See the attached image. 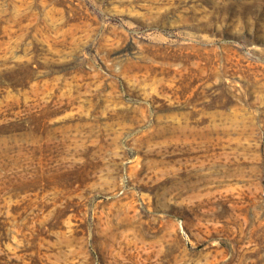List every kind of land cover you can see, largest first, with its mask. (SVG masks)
I'll list each match as a JSON object with an SVG mask.
<instances>
[{
  "label": "rangeland",
  "instance_id": "374dc122",
  "mask_svg": "<svg viewBox=\"0 0 264 264\" xmlns=\"http://www.w3.org/2000/svg\"><path fill=\"white\" fill-rule=\"evenodd\" d=\"M0 264H264V0H0Z\"/></svg>",
  "mask_w": 264,
  "mask_h": 264
}]
</instances>
